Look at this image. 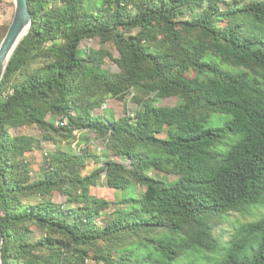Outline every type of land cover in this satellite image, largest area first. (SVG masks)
Here are the masks:
<instances>
[{"label":"trees","instance_id":"16d2710c","mask_svg":"<svg viewBox=\"0 0 264 264\" xmlns=\"http://www.w3.org/2000/svg\"><path fill=\"white\" fill-rule=\"evenodd\" d=\"M59 1L50 14L48 0H28L30 28L0 83L2 264H264V0ZM85 39L111 41L115 69L82 51ZM168 97L176 103H157ZM108 98L135 102L134 117L89 113ZM74 132L107 136L121 161L85 145L45 154L33 178L24 153ZM103 174L143 193L95 197ZM53 192L66 201L22 204ZM243 208L251 219L224 238L221 217Z\"/></svg>","mask_w":264,"mask_h":264},{"label":"rangeland","instance_id":"374dc122","mask_svg":"<svg viewBox=\"0 0 264 264\" xmlns=\"http://www.w3.org/2000/svg\"><path fill=\"white\" fill-rule=\"evenodd\" d=\"M62 6V3L59 0H48V12L50 14L56 13L60 7ZM14 12V1L13 0H0V26L4 25L6 23H10L12 16ZM1 33V30H0ZM79 47L82 51H85L87 49H90V52L93 54H97L101 57H106V66H108L111 70L115 69V65H113L111 62H109L108 55L116 56L117 52L114 49L112 42H102L100 39H85L83 40ZM134 93L137 94L138 91L136 89H133ZM177 99L175 97H168V98H159L157 103L159 105H174L176 103ZM136 108V103L132 100L128 99H114V98H108L105 103L101 104L100 106H96L92 110L89 111V113L92 116H96L98 114H104L107 118L111 117L113 115V118L115 119H124L126 117H134ZM125 116V117H124ZM124 117V118H123ZM228 118V115L226 114H216L214 117L207 123H205V127L207 126H217L221 125L224 120ZM47 119L51 120V116H47ZM56 124H58V121H54ZM9 133L11 134H17L20 132H26L27 130L22 129L21 126L19 127H7ZM28 133L35 134L36 131H33L32 129L28 130ZM72 139L70 142H62L58 139H52L47 142L42 143H35L32 147L29 148L24 153V158L31 161V167H33L32 170V176L35 178V176H39L41 172H43L42 167V161L45 154L51 155L55 151H61L70 153L80 151L82 148L87 145L88 150L90 151L91 155H99L101 158V161H105L107 158H111L116 161H121L120 157H118V151L115 148H112L109 144L110 140L107 136L103 137H97L96 133H90L89 137L90 140L87 138H82L80 134L74 132ZM167 134H169V131L164 130L163 132L159 133L158 136L164 137ZM50 157V156H49ZM95 165L93 163L89 166L92 167ZM153 175L163 178V179H172L175 176V173L169 172H152ZM104 174L102 178L98 181V184L96 186H92L90 188L91 195L98 197V198H106L112 203H114L117 200H120L121 198L126 197H132V195H139L143 193L144 188L141 186H137L135 189L132 187L127 190H119L110 188L107 186L106 180L104 179ZM51 202L53 204H60L66 201V198L63 194H60L58 192H53L50 195L46 197H26L23 199V205H33L39 202ZM123 209V206H117L115 204H112V209ZM245 211H247L246 208H243L239 211H233L228 215H223L221 217V220L223 221L224 225V233H227L224 235V238L228 239L233 235L234 228H237L239 226L240 222H243L242 224H246L251 218L250 217H243L242 215L245 214ZM112 214L110 210H107L106 212H103L102 214L97 215L93 218L94 223L96 225H103L106 222V219L109 217L111 218ZM228 230V232H227ZM40 233L37 230L33 231V237L38 238ZM215 261V259L213 260ZM89 262V261H88ZM176 264H206V261L202 259H194L193 256L187 255L184 256L180 261L176 262Z\"/></svg>","mask_w":264,"mask_h":264},{"label":"water","instance_id":"95a60500","mask_svg":"<svg viewBox=\"0 0 264 264\" xmlns=\"http://www.w3.org/2000/svg\"><path fill=\"white\" fill-rule=\"evenodd\" d=\"M14 12L9 26L0 41V83L10 58L30 28L32 16L28 0H13ZM3 235L0 232V264H2Z\"/></svg>","mask_w":264,"mask_h":264}]
</instances>
